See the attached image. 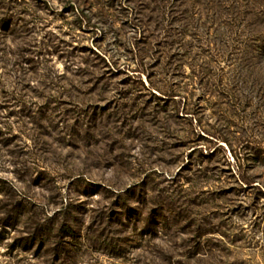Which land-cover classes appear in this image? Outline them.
I'll use <instances>...</instances> for the list:
<instances>
[{"label":"rangeland","instance_id":"1","mask_svg":"<svg viewBox=\"0 0 264 264\" xmlns=\"http://www.w3.org/2000/svg\"><path fill=\"white\" fill-rule=\"evenodd\" d=\"M0 264H264V0H0Z\"/></svg>","mask_w":264,"mask_h":264}]
</instances>
